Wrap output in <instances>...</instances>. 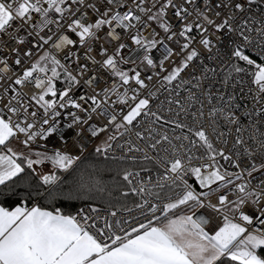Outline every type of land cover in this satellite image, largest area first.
<instances>
[{"label":"snow or ice","instance_id":"1","mask_svg":"<svg viewBox=\"0 0 264 264\" xmlns=\"http://www.w3.org/2000/svg\"><path fill=\"white\" fill-rule=\"evenodd\" d=\"M0 264H264V0H0Z\"/></svg>","mask_w":264,"mask_h":264}]
</instances>
